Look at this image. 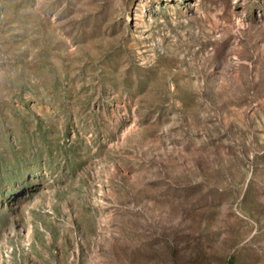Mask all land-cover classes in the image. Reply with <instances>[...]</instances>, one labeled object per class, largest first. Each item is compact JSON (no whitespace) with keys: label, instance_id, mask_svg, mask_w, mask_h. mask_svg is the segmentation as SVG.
Listing matches in <instances>:
<instances>
[{"label":"rangeland","instance_id":"rangeland-1","mask_svg":"<svg viewBox=\"0 0 264 264\" xmlns=\"http://www.w3.org/2000/svg\"><path fill=\"white\" fill-rule=\"evenodd\" d=\"M0 264H264V0H0Z\"/></svg>","mask_w":264,"mask_h":264}]
</instances>
